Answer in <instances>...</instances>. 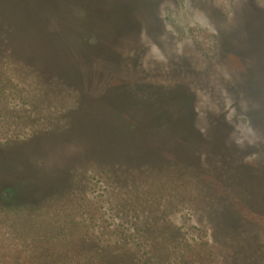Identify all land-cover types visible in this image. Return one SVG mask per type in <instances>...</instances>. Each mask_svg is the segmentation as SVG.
Returning a JSON list of instances; mask_svg holds the SVG:
<instances>
[{
    "label": "rangeland",
    "instance_id": "374dc122",
    "mask_svg": "<svg viewBox=\"0 0 264 264\" xmlns=\"http://www.w3.org/2000/svg\"><path fill=\"white\" fill-rule=\"evenodd\" d=\"M0 264H264V0H0Z\"/></svg>",
    "mask_w": 264,
    "mask_h": 264
},
{
    "label": "flooded vegetation",
    "instance_id": "af4514ba",
    "mask_svg": "<svg viewBox=\"0 0 264 264\" xmlns=\"http://www.w3.org/2000/svg\"><path fill=\"white\" fill-rule=\"evenodd\" d=\"M13 191H14V190H13ZM16 192H17V191H14L15 194H16ZM14 193H13V194H14ZM13 194H12V196H13Z\"/></svg>",
    "mask_w": 264,
    "mask_h": 264
}]
</instances>
